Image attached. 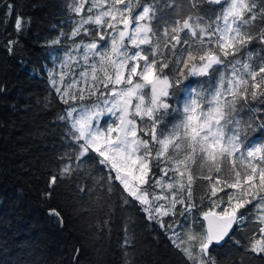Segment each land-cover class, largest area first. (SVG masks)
Segmentation results:
<instances>
[{"label":"snow or ice","instance_id":"1","mask_svg":"<svg viewBox=\"0 0 264 264\" xmlns=\"http://www.w3.org/2000/svg\"><path fill=\"white\" fill-rule=\"evenodd\" d=\"M159 5L160 0L68 3L79 19L70 35L61 30L50 41L59 45L66 36L72 46L63 59L53 58L57 67L49 77L68 106L58 120L68 126L71 151L63 154L67 162L48 187L81 168H106V190L115 195L118 185L125 207L138 203L148 221L170 229L169 239L192 264H218L219 246L248 219L240 210L255 202L259 238L253 234L250 250L264 253V141L250 139L254 132L264 134V115L240 116L245 109L264 113L253 107L264 103V47L249 50L257 42L264 46V0ZM15 27L22 34L23 17ZM81 33L99 39L76 43ZM17 43L9 41V53ZM76 69H82L78 76ZM92 97L94 103H84ZM168 117L175 121L170 127ZM199 179L209 183L201 197L209 208L198 220L193 185ZM177 205L183 222L166 225L164 218H175ZM50 215L63 226L59 212ZM131 243L126 232L124 245Z\"/></svg>","mask_w":264,"mask_h":264},{"label":"trees","instance_id":"2","mask_svg":"<svg viewBox=\"0 0 264 264\" xmlns=\"http://www.w3.org/2000/svg\"><path fill=\"white\" fill-rule=\"evenodd\" d=\"M69 2L0 0V264H192L169 239L170 229L148 221L138 203L125 207L118 185L115 195L106 190V168L94 167L91 172L81 168L78 174L59 179L53 189L48 187L51 176L67 162L63 154L71 151L68 126L58 120L68 106L62 103L48 72L57 67L53 58L62 59L72 46L66 36L59 45H50L61 30L70 35L79 19L69 12ZM167 2L160 0L159 6ZM88 14L86 9L81 12V16ZM18 16L23 17L22 34L15 27ZM86 27L94 30L92 25ZM93 38L99 39L83 33L74 39L79 43ZM12 40L18 43L9 53ZM261 47L257 42L249 50ZM253 107L264 109V103L253 102ZM256 115L264 113L247 109L240 113L244 119ZM166 120L169 127L175 122L171 117ZM250 139L264 141V134L254 132ZM155 171L160 174L159 168ZM82 187L91 191L81 192ZM49 191L51 196L46 197ZM208 191L206 180L193 185L198 206L193 214L198 220L209 208L207 199L201 201ZM254 204L240 210L248 219L236 225L219 246L218 264H264V253L250 250L253 234L259 238ZM179 209L177 205L175 218H164L166 225L174 219L183 222ZM53 210L60 213L63 226L50 215ZM126 232L132 241L129 245H124Z\"/></svg>","mask_w":264,"mask_h":264},{"label":"rangeland","instance_id":"3","mask_svg":"<svg viewBox=\"0 0 264 264\" xmlns=\"http://www.w3.org/2000/svg\"><path fill=\"white\" fill-rule=\"evenodd\" d=\"M88 7H89V4H85V8H84V9L87 10ZM137 13H138V12H137ZM121 27H122V25H121ZM62 59H63V58H62ZM50 70H52V69H49L48 72H49ZM57 70H58V69H57ZM81 70H82V69H76V75H77V76L79 75V72H80ZM70 82H71V77H69V78L66 79V81H65V85H66L67 83H70ZM58 86L63 87L64 85H59V82H58ZM55 90H56V89H55ZM89 99L91 100V102H85V101H84V103L92 104V103L95 102V98H94V97L89 98ZM66 109H67V107H66ZM65 114H66V111H65Z\"/></svg>","mask_w":264,"mask_h":264},{"label":"water","instance_id":"4","mask_svg":"<svg viewBox=\"0 0 264 264\" xmlns=\"http://www.w3.org/2000/svg\"><path fill=\"white\" fill-rule=\"evenodd\" d=\"M234 229H235V226H234ZM233 231H234V230H233ZM233 231H232V232H233ZM232 232H231V234H232ZM231 234H230V235H231ZM222 244H223V243H222Z\"/></svg>","mask_w":264,"mask_h":264}]
</instances>
